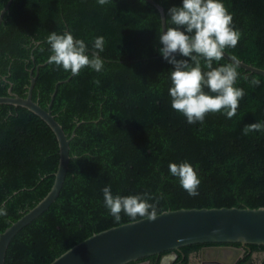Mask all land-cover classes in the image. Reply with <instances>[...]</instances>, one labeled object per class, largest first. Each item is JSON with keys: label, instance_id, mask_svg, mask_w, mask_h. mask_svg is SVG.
<instances>
[{"label": "trees", "instance_id": "16d2710c", "mask_svg": "<svg viewBox=\"0 0 264 264\" xmlns=\"http://www.w3.org/2000/svg\"><path fill=\"white\" fill-rule=\"evenodd\" d=\"M7 1L0 0V11ZM154 2L163 8L166 31L167 8L182 6V0ZM223 3L241 33L237 46L225 50L264 68V0ZM65 29L85 40L89 52L93 38L104 37L102 72L84 68L72 75L48 63L47 37ZM161 31V12L150 0H109L103 6L97 0L9 1L0 18V95L11 87L25 96L32 67V98L46 108L59 81L51 112L67 136L75 128L59 194L11 238L4 264H47L93 232L129 221L121 213V221L115 222L104 206L102 189L108 184L114 195L163 193L158 212L264 206V133H242L246 124L264 123V75L239 65L235 86L246 94L236 115L228 119L222 112L209 113L202 124H189L171 107L169 73L174 66L159 52ZM227 63L232 61L225 57L219 62ZM252 78L260 80L258 87L251 85ZM58 160V140L49 124L23 105L0 102V207L7 211L0 216V231L46 194ZM182 161L198 173L197 196H190L169 172L170 162ZM206 244L219 243L180 246L171 264H199L189 263V254ZM243 247L234 264H264L263 244ZM168 252L127 264H159ZM255 252L261 257L254 258Z\"/></svg>", "mask_w": 264, "mask_h": 264}, {"label": "clouds", "instance_id": "9594fccd", "mask_svg": "<svg viewBox=\"0 0 264 264\" xmlns=\"http://www.w3.org/2000/svg\"><path fill=\"white\" fill-rule=\"evenodd\" d=\"M97 3L103 6L109 0H97ZM168 17L167 30L163 27L158 40L161 45L159 52L174 66L169 73L171 107L184 115L189 124H202L209 113L222 112L228 119L233 118L246 94L242 88L235 86L240 76L237 70L239 64L236 61L227 64L219 62L224 58L225 49L237 46L241 33L233 26V16L223 0H182V6L168 9ZM47 44L51 53L48 63L65 72L79 75L84 68L103 71L104 61L100 57L105 50L103 36L93 38L91 52L85 40L74 38L67 29L61 33L50 32ZM175 54L190 59H177ZM214 62L219 66L214 67ZM94 82L97 85L100 83L99 80ZM250 83L258 87L260 80L252 78ZM257 131L264 133V123L246 124L242 129L243 135ZM168 167L190 196L199 195L201 181L190 162H170ZM102 192L104 206L117 223L121 221V213L132 222H136L138 217L155 221L158 218L157 206L164 198L163 193L155 197L147 192L114 195L110 184ZM5 215L6 209L0 207V216Z\"/></svg>", "mask_w": 264, "mask_h": 264}, {"label": "water", "instance_id": "95a60500", "mask_svg": "<svg viewBox=\"0 0 264 264\" xmlns=\"http://www.w3.org/2000/svg\"><path fill=\"white\" fill-rule=\"evenodd\" d=\"M10 0L0 11V18ZM153 2L161 12L162 29L164 13L161 5ZM32 56V55H31ZM224 57L236 61L244 69L264 75V68L238 59L225 50ZM36 75L28 68L27 90L20 96L8 87L7 95H0V102L20 104L40 115L55 133L59 146V160L50 189L30 209L0 231V264H4L6 249L11 238L24 225L37 217L54 201L62 187L70 159L69 136L51 112V103L57 83L46 108L32 98V87ZM82 121V120H81ZM218 242L203 247L204 261L220 264H234L244 253L243 245L256 243L264 245V206H211L180 207L158 212L155 221L137 218L93 232L76 242L47 264H127L140 257L169 251L162 255L159 264H171L178 255L180 246L192 243ZM239 242L241 246L229 244ZM171 258H167V256ZM166 259V260H165ZM148 264V260L130 264Z\"/></svg>", "mask_w": 264, "mask_h": 264}, {"label": "rangeland", "instance_id": "374dc122", "mask_svg": "<svg viewBox=\"0 0 264 264\" xmlns=\"http://www.w3.org/2000/svg\"><path fill=\"white\" fill-rule=\"evenodd\" d=\"M154 1V0H153ZM156 3V2H155ZM167 5V4H166ZM169 8H171V5L167 8V11H168V9ZM168 19H169V17H168ZM15 88L17 89V87L15 86ZM261 255H262V253H260V252H255L254 254H253V256H254V258H259V257H261ZM167 258H171V256L169 255V256H167L166 257V259ZM165 259V260H166ZM189 263H199V264H218L219 262H216V261H204L203 263H202V260H201V258H200V255H198V254H195V253H190L189 254ZM142 264H144V263H142Z\"/></svg>", "mask_w": 264, "mask_h": 264}, {"label": "flooded vegetation", "instance_id": "af4514ba", "mask_svg": "<svg viewBox=\"0 0 264 264\" xmlns=\"http://www.w3.org/2000/svg\"><path fill=\"white\" fill-rule=\"evenodd\" d=\"M206 245H209V244H206ZM206 245H203V246H201V248H200V250H199V252L197 253V252H193V253H195V254H199L200 255V258H201V255L204 253H206V251L205 250H203V247L204 246H206ZM192 253V252H191ZM202 260V259H201ZM214 262V261H213ZM218 264H220V263H218Z\"/></svg>", "mask_w": 264, "mask_h": 264}]
</instances>
